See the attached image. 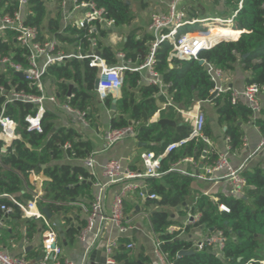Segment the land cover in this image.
I'll use <instances>...</instances> for the list:
<instances>
[{"label":"trees","instance_id":"trees-1","mask_svg":"<svg viewBox=\"0 0 264 264\" xmlns=\"http://www.w3.org/2000/svg\"><path fill=\"white\" fill-rule=\"evenodd\" d=\"M48 0H29L28 8L31 14L25 17L24 24L37 29L38 33H47L54 36L61 43L87 46L84 39L85 30H77L69 27L60 33V24L57 19L47 18ZM87 1V0H82ZM133 0H94L98 9H103L104 16L114 22V26H131L134 16L130 11ZM142 6L148 10V0H143ZM224 5L233 7L237 11L234 26L212 25L208 34L224 35V38H234L235 42L220 40L208 50L199 53L198 59L212 64L224 72H229L238 65L247 75L245 85L256 84L264 89V0H242V6L238 9L240 0H222ZM220 4L219 1L211 0L208 4ZM17 11V0H0V14L12 15ZM198 16V13L194 14ZM105 36L104 30H99ZM69 33L73 37L65 35ZM207 34V35H208ZM75 36V37H74ZM208 39L217 41L216 37L208 35ZM153 38L144 33L141 28H135L127 35L121 50H112L98 43V49L102 58L110 65H116L118 52H122L126 61L140 65L149 52L150 43ZM172 47L168 43L159 45L155 52L154 69L161 76L164 84L170 85L167 92L170 102L183 109H188L193 101L210 102L214 105L217 121L225 126L224 136L227 138L230 151L242 147V133L238 123L246 124L252 117L251 110L241 101L231 103L230 93L212 96L213 83L210 81L204 66L199 61H180L172 59L169 61ZM25 50L16 47L13 34L6 32L0 35V55L10 56L13 63L26 66V61L21 56ZM171 65V67H169ZM8 73H0V85L7 87L10 80L18 90H24L28 94L39 95L33 85L23 81L17 76L9 78ZM97 70L88 67V60L78 62L71 60L61 67H50L47 76L58 87L59 95L65 98L69 84L73 85L71 105L86 114V118L93 124L97 115V102L94 94V84ZM139 74L132 71H124L123 83L120 94L115 104V112L110 119V129H122L130 122L134 126L135 139L144 144L147 151L155 156L163 154L165 148L172 143H178L189 136L190 130L186 125L179 124L172 108L160 110L157 100L164 101L165 98L157 97L159 90L155 86L140 85ZM4 97L0 96V109L4 104ZM112 97L109 95L103 102L110 109ZM36 107L33 104L16 102L6 106V115L11 117L17 124V132L21 140L14 142L7 153L0 156V196L13 195L19 202H27L30 195L21 196L23 177H27V171H40L42 165H47L51 160H56L65 154L76 161L83 160L92 151L89 141L80 140L79 136L72 130L58 129L53 132V116L46 112L42 118L43 132L29 133L26 131L24 118L34 114ZM159 111L161 119L175 120L178 125H164L151 123L152 117ZM253 124L259 128L264 137V109L260 116L253 119ZM203 134L211 137L209 128L205 125ZM49 135V137H48ZM43 141L46 143L42 145ZM66 143L70 148L62 150ZM30 146V148H28ZM202 144H196L191 140L187 145L169 153L161 160L162 172H167L171 164L178 162L183 156H192L196 159L203 156ZM207 157V156H203ZM208 164L215 160V156H208ZM45 174L49 178L46 183L44 202H39L40 209L46 208L49 214L57 208L68 210L67 207L56 206L55 203L77 202L92 199L91 188L87 182H79L78 178L88 180L90 174L79 164H62L54 167V170L46 169ZM246 180L244 194L239 197L219 196L217 202L204 195H193L191 193V178L176 172H168L161 178H147L144 180L148 191L160 197L157 204L160 207H177L183 203L191 204L192 213H199L200 218L196 223L205 231H221L227 237L224 248L214 251L212 248H204L191 255L178 257V252L189 251L193 241L179 239L178 232L169 231V227L175 225L170 220V215L165 210L152 212L149 220L152 230L160 241L162 250L174 262V264H258L255 261L263 260L264 253L259 252L260 241L264 239V168L255 166L250 170L242 172ZM0 205L12 208V219L19 220L21 211L7 198H0ZM224 205L229 212H219L218 207ZM0 212V218H1ZM28 229L26 236H31L36 231V225L30 220H25ZM76 230L70 229L67 236H73ZM130 242L128 239L119 240L120 249ZM27 253L26 257H30ZM38 256L33 255L32 259ZM116 262L131 264L126 252L114 256ZM253 261V262H252Z\"/></svg>","mask_w":264,"mask_h":264},{"label":"built area","instance_id":"built-area-1","mask_svg":"<svg viewBox=\"0 0 264 264\" xmlns=\"http://www.w3.org/2000/svg\"><path fill=\"white\" fill-rule=\"evenodd\" d=\"M29 0H17V11L12 15L0 14V35L5 36L6 32L13 34V40L16 47L25 50L22 58L26 61V66L13 63L10 56L0 55V73H8L9 78L16 76L17 73L23 75V81L29 82L34 86L39 95L26 93L24 90H18L16 85H13L9 80L7 87L0 85V96L4 97V104L0 109V156L7 153L15 141L21 140L20 134L17 132V124L6 115V106L16 102L33 104L36 107L34 114H29L24 118L26 131L29 133L35 132L42 134L41 125L42 118L46 112L45 104L47 102L58 105L59 109L68 114L75 115L81 126L84 128L90 127V122L86 118L84 112L79 111L71 105L70 95L62 103L58 102L55 95L47 96L44 89V80L47 76L50 67H61L71 60L84 62L88 60V67L97 70L96 80L98 88L95 91L97 99L104 102L109 95L118 91L123 83L124 71L137 72L142 75L145 83L158 88V95L165 98L167 103L164 106L170 105L167 90L170 87L164 84L161 76L154 69L155 52L160 44L168 43L171 45L169 61L177 59L180 61H200L198 55L203 50H208L217 44L220 40L213 41L208 39L207 32L212 25L234 26L233 19L237 11L234 10L232 21L209 20L206 17L195 16L200 8L201 2L204 0H158L159 5L165 7V11H153L150 16L148 32L153 40L150 43L149 52L144 61L136 67H131L130 62H125L124 55L118 54L117 58L121 61L116 65H108L102 56H96L98 52V43L96 35L99 30H108L114 26L112 20H108L104 16L103 9H98L94 0H64L61 3L63 11V29L74 27L77 30H85L84 39L87 46L82 48L81 45H74L75 50L69 51L65 48L66 43L59 42L54 36L47 33L40 34L37 29L24 24L25 17L31 12L28 8ZM211 1V0H206ZM221 2L222 0H215ZM68 4L71 6L72 12H78V18L73 20L69 18ZM242 6L240 0L238 9ZM66 12V13H65ZM70 13V12H69ZM68 14V15H66ZM63 33L62 29L59 31ZM73 37L72 35H70ZM75 37V36H74ZM13 57V56H12ZM204 62V61H203ZM204 69L213 83L211 94L217 95L230 93L231 103L242 102L252 112L253 119L261 112L260 92L261 88L256 84L246 86L242 90H231L227 88L225 72L216 68L212 64L204 62ZM193 128L189 136L178 142L169 144L163 154L155 156L152 152H145L140 155L142 169L133 171L128 167L123 166L119 161L111 159L102 166V177L104 182H99L95 179L94 169L96 160L94 154H89L86 158L79 161V165L86 169L90 174L88 180L82 177L78 178L79 182H90L97 190V193L90 201L87 207H82L86 212V223L78 235V239L82 243H86L85 256L94 249L96 243L101 239L105 230V224L109 223L111 228L117 232L119 236H127L133 229L130 220L124 214V199L132 192H138L139 198L142 200L158 201L160 197L149 193L147 186H139L135 180H145L147 178H160L168 172L176 171L175 165H172L167 172L161 170V160L169 153L178 150L187 145L191 140L203 142L210 145L209 139L203 134L206 124V118L203 113L198 112L193 118ZM135 131L133 124H129L122 129H110L104 136L106 148H109L122 140L125 137H134ZM226 141L229 140L226 138ZM70 148V144L66 143L62 150ZM259 148H264V138L260 143ZM206 154L207 151H204ZM215 160L211 164H207L204 168L205 175L209 180L217 179L226 181L232 188L235 196H241L246 189V180L242 175L244 171L242 167L235 168L229 160V150L225 153L214 152ZM190 158H185L188 161ZM50 170H54L51 166ZM183 175L185 172L178 171ZM34 171H27V175H33ZM205 175H193L197 179H205ZM119 185V190L115 194L110 207L109 215L104 213L105 190L108 187ZM31 199L25 204L15 200L11 195H1L2 198H8L15 207L20 209L25 218L39 220L42 223V252L43 264H73L71 261L61 257V248L57 245L56 230L59 225L56 222H51L46 219L44 214L38 210V202L46 203L42 198L41 192L29 191ZM219 212H229V209L220 205ZM2 212L0 223L4 216L12 212V208L0 205ZM199 215H189L187 224L194 225L199 221ZM227 241V237L221 231L209 232L201 240L193 243L190 250L193 252L201 251L204 248H212L214 251L220 252ZM117 247V240H107L105 244V264H116L114 252ZM125 249L131 252L134 249V244L128 242ZM153 253L158 264H174L168 255L162 250V241L157 237L153 239ZM253 262V261H252ZM258 264H264L263 260L255 261ZM0 264H28L24 257H12L0 248ZM248 264H251L249 262Z\"/></svg>","mask_w":264,"mask_h":264},{"label":"crops","instance_id":"crops-1","mask_svg":"<svg viewBox=\"0 0 264 264\" xmlns=\"http://www.w3.org/2000/svg\"><path fill=\"white\" fill-rule=\"evenodd\" d=\"M64 0H48L46 4L47 8V18L46 21L50 18L57 19L60 24V30L62 29L64 34V22H63V11L61 10V3ZM152 1L154 5H151L148 10L149 11H158L163 6L159 5L158 0H148ZM167 2L168 0H164ZM203 2L208 3V1L204 0ZM70 12V13H69ZM66 13V12H65ZM68 14H71L69 18L76 20L78 16V12H72L71 6L68 4ZM66 14V15H68ZM148 15V22L146 24L140 23L139 19L134 16V21L131 26H121L116 27L113 26L108 30H104L106 32L105 36L101 35V33H97V43L101 42L104 47H108L112 50H118L122 48L123 42H125L127 35L131 30L135 28L143 29L144 33L149 34L148 25L150 22V16ZM198 16L203 17L202 14ZM142 17V16H140ZM208 34V33H207ZM65 35L70 36L69 33H65ZM210 36L216 37L217 40H232L234 38H224V35H213L208 34ZM71 37V36H70ZM120 44V46H119ZM121 47V48H118ZM65 48L69 51L75 50L73 44L66 43ZM99 50V49H98ZM100 52V50L98 51ZM101 53V52H100ZM118 54H123L122 52H118L116 54V58ZM124 55V54H123ZM118 59V58H117ZM119 60V59H118ZM125 62H128L124 60ZM119 62H121L119 60ZM130 62V61H129ZM131 67H136L134 63L129 64ZM171 67V65L169 66ZM139 74V73H138ZM144 72L142 75L139 74V84L140 85H148L143 80ZM246 74L241 70L238 65H235L234 69L225 72L226 85L227 88L231 90H242L246 87L245 79ZM73 85L70 83L69 87ZM44 89L45 94L47 96L55 95L58 99L59 103L65 101L68 97L65 98L60 97L58 87L53 83V81L46 77L44 80ZM69 90V89H68ZM68 93V92H67ZM95 94V90H94ZM120 94V89L118 91L113 92L110 96L112 99H118ZM167 95L169 96L168 92ZM157 97H160L159 95ZM95 99L97 102V115L96 120L92 124L90 121V127L84 128L81 126L78 118L73 114H68L63 110L59 109L58 105L47 102L45 104L46 112L50 113L53 118L51 122L53 123V132L58 129H66L74 131L82 141H89L92 146V151L90 154H94V158L97 162L96 167L94 169L95 179L99 182H104L102 177V166L111 159L119 161L123 166L128 167L133 171H140L142 169L140 155L147 151V148L143 146H139L142 143H138L134 137H125L113 146L106 148L104 143V136L110 130V119L112 118L113 111L105 107L103 102H100L97 99L95 94ZM260 104L261 108L264 109V89H261L260 92ZM170 100V98H169ZM167 103V100L164 101L157 100V106L160 110H166L168 112V108H172L175 112L177 118L179 119V124L186 125L191 131L193 128V118L198 113L201 112L204 114L206 118V126L209 128L211 132V137H207L210 141V145H206L203 142L195 141L196 144H202L203 146V157L196 159L192 156H183L178 162L175 164H171L169 166L175 165L176 172L180 175V172H185L189 178H191L190 189L192 196L193 195H204L210 197L213 202H217L219 200V196L223 197H238L233 194L232 188L226 181H219L217 179L209 180L205 175L204 168L208 164V156L211 157L214 152L217 153H225L229 150V160L231 164L235 168L242 167L243 170H250L255 166H260L264 168V148H259L261 141L263 140V136L261 135L259 128L253 124V119L246 123H238V126L241 129L242 133V141L243 145L240 149L235 151H230L228 142L224 136L225 126L220 125L217 121L216 110L214 105L210 102H200L193 101L191 106L186 110L176 106L170 102L169 106H164ZM261 109V110H262ZM45 112V113H46ZM260 116V114L258 115ZM256 116L255 118H257ZM159 120H163L160 118L159 111L155 113V115L150 120L151 123H158ZM169 120V119H165ZM173 121L175 125H171L176 127L178 123L175 120ZM130 124H132L130 122ZM49 137V135H48ZM46 142L43 141L42 145ZM30 148V146H28ZM178 151V150H176ZM204 151H207L205 154ZM185 158H190L188 161H184ZM81 161V160H80ZM62 164H79V160L76 161L74 159L69 158L65 152L61 155L60 158L56 160H51L47 165H42L40 171H34L33 175H27V177H23V185L20 195H30L29 191H35L42 193V198L45 194L46 183L49 181V178L45 174V170L49 169L51 166L55 167L57 165ZM200 174L202 176L205 175V179H197L193 177V175ZM161 178V177H160ZM159 179V178H157ZM88 185L90 182H87ZM139 186H145L144 180H135ZM91 195L92 199L97 193L96 188L90 183ZM147 186V185H146ZM119 185L108 187L105 190V200H104V213L109 215L111 203L115 194L119 190ZM148 190V188H147ZM16 200V197L11 195ZM2 198V197H0ZM8 199V198H7ZM92 199H84L77 202H67V203H55L56 206L67 207L68 210L57 208L55 212L51 215V218L48 219L51 222H56L59 227L56 230L57 234V245L61 248V257L71 261L73 264H98L95 262V259L104 258L105 259V244L107 240L116 239L117 247L114 252V256L119 253L126 252L128 254V258L131 261V264H158L154 253H153V239L154 237L158 238V235L154 233L152 230L149 217L152 212L165 210L171 217L170 220L175 222L173 226L169 227V231H175L177 229L176 226L178 224L184 225V228H188L187 220L189 215H199V213H192L191 204L183 203L177 207H160L157 202L159 201H150V200H142L138 196V192H132L126 196L124 199V214L130 220L131 225L133 227L132 231L127 236H119L115 230L111 228L109 223L105 224L104 233L101 236V239L96 243L93 250L89 252L87 256H85L86 243H82L78 239V235L82 228L86 223V212L82 207H87ZM42 202V201H39ZM38 202V203H39ZM21 203H23L21 201ZM25 204V202H24ZM38 207V210L42 212V209ZM20 210V209H19ZM21 211V210H20ZM2 214V212H1ZM11 213L4 216L0 223V248L4 250L7 254L12 257H24L28 264H43L42 257V234L43 228L42 223L39 220L28 219L24 217L23 212L21 211V218L19 220L12 219L9 217ZM45 216V215H44ZM46 217V216H45ZM177 217L178 220H175ZM47 219V218H46ZM25 220H30L35 223L36 231L28 238L26 236V232L28 229V225ZM178 221V222H177ZM70 229L76 230L77 233L73 236H67ZM190 232L186 233L185 236H180V233H185L184 230L178 234L179 239L191 240L193 243L201 240L205 235L209 232L205 231L202 227H197L196 224L189 229ZM177 232V231H176ZM121 238L128 239L130 242L134 244V249L131 252L126 251L124 249H120L119 240ZM159 239V238H158ZM27 253H31V256L26 257ZM33 255H37L38 257L34 260L32 259ZM92 257L93 262L90 260ZM116 264H124L123 262H116Z\"/></svg>","mask_w":264,"mask_h":264},{"label":"rangeland","instance_id":"rangeland-1","mask_svg":"<svg viewBox=\"0 0 264 264\" xmlns=\"http://www.w3.org/2000/svg\"><path fill=\"white\" fill-rule=\"evenodd\" d=\"M143 2H144L143 0H133V1H131L130 11H131V13L133 15L136 16V18L139 19L140 23L146 24L148 22V15L147 14H152L154 10L151 12V11H149L147 9H144V7L142 6ZM219 3L220 4L216 3V5H212V4H208V3H205V2H201L200 8L198 9L197 13L198 14H202L203 17H206L209 20H216V21H218V23H220V21H232V17H233V14H234L233 7L224 5L223 1H221ZM146 4L149 7L151 5H154L152 3V1H149ZM160 11L164 12L165 11V7L161 8ZM140 16H142V17H140ZM228 41L235 42L237 40H228ZM119 46H120V44H119ZM119 46H118V48H121ZM118 50H120V49H118ZM175 220L179 221L180 219L175 217ZM187 227L188 228L185 229L184 225L178 224L176 226L177 229H174V230L179 232V233L184 230L185 233H182V234L180 233V236H185L186 233L190 232L189 229H191V227H193V225H188ZM259 252L264 253V239H261V241H260Z\"/></svg>","mask_w":264,"mask_h":264},{"label":"water","instance_id":"water-1","mask_svg":"<svg viewBox=\"0 0 264 264\" xmlns=\"http://www.w3.org/2000/svg\"><path fill=\"white\" fill-rule=\"evenodd\" d=\"M96 56L100 57L101 56V53L100 52H96ZM204 64L203 61H199V65L202 66ZM17 77L19 78H23V75L21 73H17L16 74ZM98 88V81L95 80V84H94V90L96 91ZM71 91H72V86L69 87V90H68V93H67V96L69 97L71 95ZM212 96H216V93L212 94ZM115 104H116V99H113L112 101V106H111V110L113 112H115L116 108H115ZM158 124L163 127L164 125H175V123L173 121H169V120H159L158 121ZM144 144H140L139 146H143ZM90 185V183H89ZM42 213L46 216L47 219H50L51 218V215L49 214L48 210L46 208H43L42 209ZM168 213H170L168 211ZM194 252L192 250H189V251H180L178 252V257H181V256H185V255H191L193 254ZM90 260L93 262V259L92 257L90 258ZM95 262H97L98 264H105V259L104 258H99V259H95Z\"/></svg>","mask_w":264,"mask_h":264},{"label":"bare ground","instance_id":"bare-ground-1","mask_svg":"<svg viewBox=\"0 0 264 264\" xmlns=\"http://www.w3.org/2000/svg\"><path fill=\"white\" fill-rule=\"evenodd\" d=\"M225 27V26H224ZM208 33V32H207Z\"/></svg>","mask_w":264,"mask_h":264}]
</instances>
